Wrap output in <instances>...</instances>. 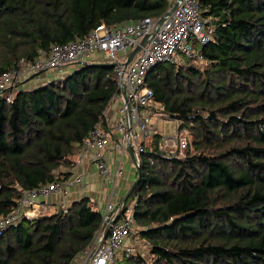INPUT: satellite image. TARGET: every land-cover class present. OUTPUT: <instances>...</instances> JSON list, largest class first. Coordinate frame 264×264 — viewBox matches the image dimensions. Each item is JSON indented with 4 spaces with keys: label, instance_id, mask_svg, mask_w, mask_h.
<instances>
[{
    "label": "trees",
    "instance_id": "obj_1",
    "mask_svg": "<svg viewBox=\"0 0 264 264\" xmlns=\"http://www.w3.org/2000/svg\"><path fill=\"white\" fill-rule=\"evenodd\" d=\"M213 38L200 58L158 64L146 78L164 118L191 131L182 158L138 155L131 199L149 257L117 251L109 264H264V0H198ZM166 0H0V72L100 21L160 16ZM40 73V72H38ZM0 92V216L21 191L69 176L81 140L116 91L112 67L82 63L33 87ZM87 197L0 230V264H71L102 229ZM125 250V249H124ZM119 252V253H118Z\"/></svg>",
    "mask_w": 264,
    "mask_h": 264
},
{
    "label": "built area",
    "instance_id": "obj_2",
    "mask_svg": "<svg viewBox=\"0 0 264 264\" xmlns=\"http://www.w3.org/2000/svg\"><path fill=\"white\" fill-rule=\"evenodd\" d=\"M167 8L163 21L156 22L164 14L128 19L115 25H106L100 21L96 27L80 38L62 43H53L47 52H41L30 63L19 61L14 70L0 72V92L9 101L18 76L28 77L38 72L60 70L66 65L81 63H105L112 67L116 91L104 109L103 123L94 124L81 140V148L74 159V164L89 158L98 176L110 185L109 198L102 215L103 226L109 223L105 238L101 240V230L90 244L81 251L80 264H109L115 252L119 251L130 236L136 232L131 204H124L116 196L115 181L122 171L120 161L113 169L108 166L104 151L110 147L118 153L120 159L126 154V146L133 148L136 164L138 155L152 146L157 130L152 124V117H163L155 102L153 90L146 85L149 71L158 64L179 62L182 57L195 58L192 42L204 44L212 40L214 25L202 16L198 0H166ZM146 38L145 43L142 40ZM139 46L138 51L127 61L130 51ZM123 87V94L120 92ZM117 103L114 118L106 115L107 107ZM154 109V110H153ZM164 118V117H163ZM176 122V131L172 136L160 137L158 147L166 149L176 143L174 156L182 158L190 150L192 135L187 127L180 128ZM159 134V133H158ZM108 146V147H107ZM193 148V147H192ZM170 153V152H169ZM110 154V151H109ZM134 166V165H133ZM71 186L85 189L86 183L80 174L70 175L59 180L21 191L13 208L0 216V230L16 223L22 216L30 218L52 211L46 200L52 194L62 199ZM93 207L94 202L87 201ZM63 207V202L59 203Z\"/></svg>",
    "mask_w": 264,
    "mask_h": 264
},
{
    "label": "crops",
    "instance_id": "obj_3",
    "mask_svg": "<svg viewBox=\"0 0 264 264\" xmlns=\"http://www.w3.org/2000/svg\"><path fill=\"white\" fill-rule=\"evenodd\" d=\"M74 65H71L70 67H67L65 69L55 70L54 72L48 70L43 72L40 75H37L33 78H30L26 80L23 83V86L25 87H33L39 83L45 82L50 77H57L60 74H65V72L72 69ZM27 77L22 76V78L18 81H23ZM117 103H112L107 107L106 115L110 118H114L116 114V106ZM108 147V146H107ZM110 151L106 152L104 151L106 158L108 160V167L110 169H113L115 164H117L120 161L121 166L123 164L126 165V172L130 178H132V174L134 173V166L130 160H127L119 157L118 153L114 150H110V147L108 149ZM123 169V166H122ZM61 171L68 172L70 175H76L80 174L83 177L84 182L86 183L85 189L81 190L79 186H71L68 188L67 193L65 194V197L62 199L57 194H52L49 196V198L46 200V203L50 204L51 209L59 206V202H63V204L70 202L71 200L78 199L80 197H87L88 201H93L94 205L92 208L97 209L102 214L104 211L105 203L108 201L109 198V191H106V184L105 181H103L98 174L95 172V168L93 163L89 158L83 159L78 164H73L69 168L61 169ZM125 179V177H124ZM124 179L122 181V184L118 186V189L116 192V196L112 197L111 199L114 201L117 198H122L123 194L125 193V186H124ZM133 180V179H132ZM76 262V260H74ZM76 264V263H74Z\"/></svg>",
    "mask_w": 264,
    "mask_h": 264
},
{
    "label": "rangeland",
    "instance_id": "obj_4",
    "mask_svg": "<svg viewBox=\"0 0 264 264\" xmlns=\"http://www.w3.org/2000/svg\"><path fill=\"white\" fill-rule=\"evenodd\" d=\"M175 0H173V3H174ZM71 65H66V66H63L61 69H65L67 67H70ZM55 70H52V72H54ZM43 72H40L38 73L37 75H40L42 74ZM31 75H28V77H30ZM22 78V76H18L16 81L20 80ZM155 111L157 112H160L161 108H158V107H154ZM153 109V110H154ZM151 122L152 124L155 126L156 130H157V133H159L161 135V138H163L164 136H172L174 135L175 131H176V122L173 120V119H170V118H161V117H152L151 119ZM187 129H189L187 127ZM190 130V129H189ZM164 150V149H162ZM177 145L176 143L173 144V145H170V146H167L166 149L164 150V152L166 153V155L168 156H174V152H177ZM170 152V153H169ZM189 152H194L193 148L190 147V150ZM130 160L129 156L126 154L123 159L125 160ZM123 169L121 171V173L119 174L118 178L116 179L115 181V187H114V190L117 191L118 189V186L120 184H122V181H120L123 177H125L124 179V186H125V191L127 190V188L129 187L130 183L132 182V179H134L135 177V171L134 173L132 174V178H130V176H128L127 172H126V165L123 164ZM69 168V167H67ZM62 169H65V168H62ZM106 191H109L110 189V185L108 183H106ZM60 203V202H59ZM127 204H131V199L128 198L127 199ZM68 203H66L67 205ZM65 203L63 204V208L66 206ZM58 207H61V206H57L55 208H53L52 210H55L56 208ZM51 212V211H50ZM137 229V227H136ZM125 249V250H124ZM121 251H127V252H137L139 254H142L145 258L148 259L149 257V254H148V251H149V247H148V244L141 238L137 237L136 235V232L133 233L130 238L126 241V243L124 244V246L120 249ZM119 250V251H120ZM119 253V252H118ZM74 260H76V262H74ZM81 260H82V256H75L73 258V260L71 261V264H80L81 263Z\"/></svg>",
    "mask_w": 264,
    "mask_h": 264
},
{
    "label": "water",
    "instance_id": "obj_5",
    "mask_svg": "<svg viewBox=\"0 0 264 264\" xmlns=\"http://www.w3.org/2000/svg\"><path fill=\"white\" fill-rule=\"evenodd\" d=\"M176 6H177V1H175L174 5L172 6V9H174ZM168 13H169L168 11L164 12V14H163V15L159 18V20L156 22V25H159V24L163 21L165 15L168 14ZM145 41H146V38H144V39L142 40V44L145 43ZM138 49H139V46H136L135 48H133V49L130 51L129 56H128V58H127V61L130 60V59L132 58V56L138 51ZM81 64H82V63H81ZM120 92H121V94H123V87H122V86H120ZM126 151H127V155H128L129 158H130V161H131L132 164L134 165L135 177H134V179H133L132 182L130 183L129 187L127 188V190L125 191V193H124L123 196H122V199H121V200H122L123 202L125 201V199H126V197L128 196L129 192L132 190L133 186H134L135 183L137 182V180H138V178H139V175H141V173H139V169H138L137 164H136V160H135V156H134V154H133V148H132V146L128 144V145L126 146ZM110 222H111V221H110ZM110 222L106 223V224L103 226V229H102L101 234H100V236H101V240H103V239L105 238V235H106V232H107V229H108V226H109V223H110ZM86 261H87V258L85 259V261H84L83 264H85Z\"/></svg>",
    "mask_w": 264,
    "mask_h": 264
}]
</instances>
